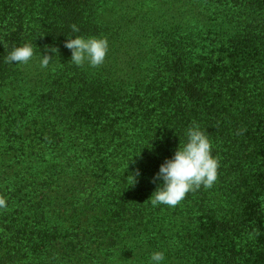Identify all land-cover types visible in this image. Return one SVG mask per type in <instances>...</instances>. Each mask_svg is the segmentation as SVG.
<instances>
[{"label":"trees","instance_id":"16d2710c","mask_svg":"<svg viewBox=\"0 0 264 264\" xmlns=\"http://www.w3.org/2000/svg\"><path fill=\"white\" fill-rule=\"evenodd\" d=\"M76 35L108 38L102 66ZM193 121L218 180L153 207ZM0 194V264H264V0H0Z\"/></svg>","mask_w":264,"mask_h":264},{"label":"clouds","instance_id":"9594fccd","mask_svg":"<svg viewBox=\"0 0 264 264\" xmlns=\"http://www.w3.org/2000/svg\"><path fill=\"white\" fill-rule=\"evenodd\" d=\"M72 33L80 31L76 24L71 26ZM64 46L71 51V63L77 67L99 68L105 62L109 51V41L106 36H84L76 35L69 38ZM47 47V46H46ZM51 53H58L56 46L50 47ZM35 56L33 44L25 42L22 45L14 46L5 56L6 64L27 65ZM53 60L52 55L43 54L39 60V67L47 69ZM245 129L237 131V135H242ZM187 140L179 143L174 155L166 159L159 167V171L153 178L154 181L160 179L162 186H158L150 197L153 207L160 205L175 208L190 192H196L203 187L211 189L218 180V169L220 167L219 157L212 154V142L205 130L195 121L187 128ZM139 169L129 176V184L135 185L139 176ZM7 197L0 194V210H7ZM258 229H254L249 234L252 238L258 235ZM150 264H163L165 252L156 250L150 253Z\"/></svg>","mask_w":264,"mask_h":264}]
</instances>
